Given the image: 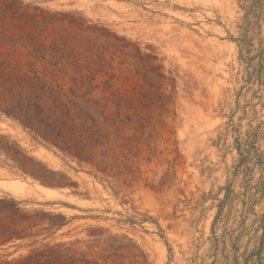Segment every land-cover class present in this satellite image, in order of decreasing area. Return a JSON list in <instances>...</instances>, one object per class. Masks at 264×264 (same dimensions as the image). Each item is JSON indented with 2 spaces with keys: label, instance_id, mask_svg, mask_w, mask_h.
<instances>
[{
  "label": "rangeland",
  "instance_id": "374dc122",
  "mask_svg": "<svg viewBox=\"0 0 264 264\" xmlns=\"http://www.w3.org/2000/svg\"><path fill=\"white\" fill-rule=\"evenodd\" d=\"M243 15L240 0H0V264L211 263L231 123L264 122L228 38Z\"/></svg>",
  "mask_w": 264,
  "mask_h": 264
},
{
  "label": "trees",
  "instance_id": "16d2710c",
  "mask_svg": "<svg viewBox=\"0 0 264 264\" xmlns=\"http://www.w3.org/2000/svg\"><path fill=\"white\" fill-rule=\"evenodd\" d=\"M240 3L244 10L241 32L238 36L229 33L228 38L238 46L240 63L245 66V81L264 86V37H259L264 30V0H240ZM257 38L259 46L256 47ZM231 125L238 132L239 159L223 188L225 195L219 199L213 222L210 264H264V150L259 143L264 134V122L256 126L251 124L244 135L235 124ZM238 178L241 183L240 189L236 190ZM239 203H242L240 209L237 207ZM257 205H262L261 213ZM232 213L237 220L236 228L227 226ZM252 216L254 218L248 225ZM130 222L136 223L134 220ZM218 227L224 230L221 234L217 232ZM247 235L248 240L243 241Z\"/></svg>",
  "mask_w": 264,
  "mask_h": 264
},
{
  "label": "crops",
  "instance_id": "0c3cea01",
  "mask_svg": "<svg viewBox=\"0 0 264 264\" xmlns=\"http://www.w3.org/2000/svg\"><path fill=\"white\" fill-rule=\"evenodd\" d=\"M49 188H51V189H57V188H54V187H49Z\"/></svg>",
  "mask_w": 264,
  "mask_h": 264
},
{
  "label": "bare ground",
  "instance_id": "6f19581e",
  "mask_svg": "<svg viewBox=\"0 0 264 264\" xmlns=\"http://www.w3.org/2000/svg\"><path fill=\"white\" fill-rule=\"evenodd\" d=\"M28 193V192H27ZM20 194V193H19Z\"/></svg>",
  "mask_w": 264,
  "mask_h": 264
}]
</instances>
